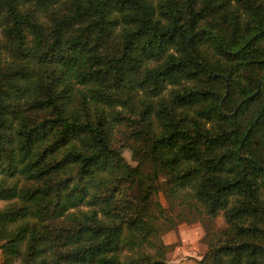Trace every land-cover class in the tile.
<instances>
[{
    "label": "trees",
    "instance_id": "trees-1",
    "mask_svg": "<svg viewBox=\"0 0 264 264\" xmlns=\"http://www.w3.org/2000/svg\"><path fill=\"white\" fill-rule=\"evenodd\" d=\"M0 20L3 264H173L160 175L201 219L197 264H264V0H0Z\"/></svg>",
    "mask_w": 264,
    "mask_h": 264
},
{
    "label": "rangeland",
    "instance_id": "rangeland-1",
    "mask_svg": "<svg viewBox=\"0 0 264 264\" xmlns=\"http://www.w3.org/2000/svg\"><path fill=\"white\" fill-rule=\"evenodd\" d=\"M1 20H0V37H1ZM186 81H182L180 84H169L167 83L165 88L159 93L163 97L168 96V91L172 87H177L184 84ZM149 93V92H148ZM141 96H147L150 99H157L159 96L147 95L143 90L139 91ZM114 109L119 110V114L123 117L117 119L116 121H111L113 123L111 129V144L120 150L121 154L125 160L131 164L136 165L138 163L137 154H141L139 150L138 153H133L131 147L137 144L135 139V129L137 125L134 123V117H136L135 108L123 107L120 104L113 105ZM152 127L158 129L153 119ZM141 168L148 172L150 170V162L146 161ZM164 176L160 175L158 179L159 190H156L152 194L153 201H157L164 208V213L166 217H159L157 223L159 230L157 235H150L151 238L155 239L158 243H165V257L171 261L173 264H197V259L201 256L205 248V242L202 240L204 233L203 225L201 224V219L198 216H194L191 212H188V208H184L181 204V198L177 197L174 202H171L167 197L164 190ZM126 187V186H125ZM132 192L137 191V187L133 186ZM182 193H187L186 190ZM7 203L5 200H0V206ZM80 208L86 209V205H81ZM213 229L222 228L225 226L224 218L221 214L214 217L213 223L211 224ZM151 245L145 244L143 249L154 253V249L150 247ZM4 262V253L0 248V264Z\"/></svg>",
    "mask_w": 264,
    "mask_h": 264
},
{
    "label": "water",
    "instance_id": "water-1",
    "mask_svg": "<svg viewBox=\"0 0 264 264\" xmlns=\"http://www.w3.org/2000/svg\"><path fill=\"white\" fill-rule=\"evenodd\" d=\"M261 83H264L263 80H260Z\"/></svg>",
    "mask_w": 264,
    "mask_h": 264
}]
</instances>
